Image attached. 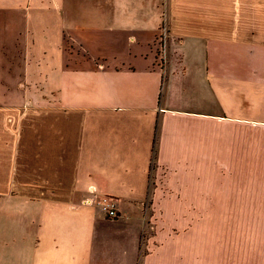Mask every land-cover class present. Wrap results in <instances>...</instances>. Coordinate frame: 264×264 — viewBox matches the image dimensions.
<instances>
[{
    "label": "crops",
    "instance_id": "obj_1",
    "mask_svg": "<svg viewBox=\"0 0 264 264\" xmlns=\"http://www.w3.org/2000/svg\"><path fill=\"white\" fill-rule=\"evenodd\" d=\"M100 4L0 0V264H264V0Z\"/></svg>",
    "mask_w": 264,
    "mask_h": 264
},
{
    "label": "rangeland",
    "instance_id": "obj_2",
    "mask_svg": "<svg viewBox=\"0 0 264 264\" xmlns=\"http://www.w3.org/2000/svg\"><path fill=\"white\" fill-rule=\"evenodd\" d=\"M167 1L168 0H165V2H167ZM161 5L162 6H160V9H161L162 13H164L165 9H167V4L163 3V1H162ZM101 7H102V4H100V0H76V26L89 27L90 24H91V19L92 18L95 19V20L97 18H101L102 17L101 12H103V9ZM163 22H165V20ZM163 22H162V25H163ZM167 34H168V29L166 28V26L164 24V27L162 26V28H161L160 36L162 38H164ZM164 44H163V50L159 54V57L163 58V59H161L163 68H164V64L166 63V61H165V59H166V50H165V45ZM34 171L33 170H20V172H19V170H18L17 177L20 178V179L26 178V177L30 178L29 175L32 174V179H33L32 181H35L36 183L41 182L42 181L41 179L44 178V177L47 178V176H44L40 172H38L35 175L33 173ZM213 171H215V170H213ZM25 180L29 181L28 179H25ZM92 201L94 202V199H86L85 200V204L92 205L93 204ZM97 202H98V200H97ZM117 212H118V210H117ZM148 212L149 211L146 210V214ZM106 218L110 219V220H114V219L109 218L107 216H106ZM117 218H118V216H117ZM117 218H115V219H117Z\"/></svg>",
    "mask_w": 264,
    "mask_h": 264
},
{
    "label": "built area",
    "instance_id": "obj_3",
    "mask_svg": "<svg viewBox=\"0 0 264 264\" xmlns=\"http://www.w3.org/2000/svg\"><path fill=\"white\" fill-rule=\"evenodd\" d=\"M158 41H159V45H160V50H159V54H160L161 51L163 50V44L165 42V37L162 38L160 36L158 38ZM161 59H163V58H160V65L162 67V62H161L162 60ZM92 203H93V201H92ZM97 204L102 208V210L104 211V213L106 214L107 217L112 218V219L117 218L118 212L116 209V202L113 199L101 198L100 200H98Z\"/></svg>",
    "mask_w": 264,
    "mask_h": 264
}]
</instances>
